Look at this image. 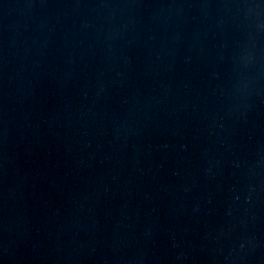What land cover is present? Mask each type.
Listing matches in <instances>:
<instances>
[{
  "label": "water",
  "instance_id": "obj_1",
  "mask_svg": "<svg viewBox=\"0 0 264 264\" xmlns=\"http://www.w3.org/2000/svg\"><path fill=\"white\" fill-rule=\"evenodd\" d=\"M0 264H264V0H0Z\"/></svg>",
  "mask_w": 264,
  "mask_h": 264
}]
</instances>
